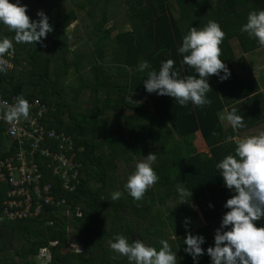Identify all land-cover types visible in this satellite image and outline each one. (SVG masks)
Masks as SVG:
<instances>
[{
	"label": "trees",
	"instance_id": "1",
	"mask_svg": "<svg viewBox=\"0 0 264 264\" xmlns=\"http://www.w3.org/2000/svg\"><path fill=\"white\" fill-rule=\"evenodd\" d=\"M197 1L20 0L30 20L38 19L36 14L42 11L53 27L35 44L16 43L14 31L0 23V37L13 41L11 59L7 53L3 56L12 67L0 72V98L23 96L30 111L20 124L31 129L29 117L40 112L37 122L44 126L43 140L30 153L33 139L19 145L0 120V162L16 163L22 148L28 166H37L41 186L49 183L54 196L53 204L41 202L39 216L10 220L4 202L11 186L0 176V264H36L37 257L43 264H129L110 248L117 234L157 250L164 239L179 264H193L184 251L186 234L205 235L202 248L213 246L211 230L219 228L227 211L223 205L233 195L224 187L216 164L235 154L236 137L264 121V97L244 57L262 47L240 30L249 12L264 10V0H210L201 8ZM210 20L224 32L220 58L231 74L223 81L209 77L210 103L200 107L189 102L182 107L170 97L148 94L143 80L168 59L181 78H198L194 68L182 64L177 49L191 26L203 28ZM232 40L241 56L235 55ZM144 61L149 67L138 71ZM81 87L91 94L89 109L77 107ZM224 109H236L244 126L235 131L223 127L219 114ZM170 132L177 143H167ZM195 135L200 142L193 152L187 151L180 140ZM229 136L233 139L225 143ZM201 144L207 154L198 152ZM149 153L157 155L152 167L158 180L135 201L124 185L135 164ZM61 158L79 165L73 191L64 187L62 173L68 167ZM9 172L6 166L0 169L5 178ZM178 185L192 192L187 203L179 205ZM115 191L122 195L113 200ZM191 203L199 207L207 224L198 231L192 230L197 216ZM256 223L264 227V217ZM198 264H210L206 253Z\"/></svg>",
	"mask_w": 264,
	"mask_h": 264
},
{
	"label": "clouds",
	"instance_id": "2",
	"mask_svg": "<svg viewBox=\"0 0 264 264\" xmlns=\"http://www.w3.org/2000/svg\"><path fill=\"white\" fill-rule=\"evenodd\" d=\"M26 12L27 6L22 5L20 0H16L15 4L0 0V23L14 31L13 40L35 44L51 33L53 27L44 12H37L38 19L32 20ZM240 30L264 47V10L249 12ZM223 38L224 32L215 21L210 20L203 28L191 26L182 37L177 52L183 58L182 64L194 68L198 78L197 75L181 78L173 67L174 61L168 59L161 62L158 71L148 72L143 80L145 91L170 97L182 107L189 102L200 107L209 104L206 95L211 91L209 77L216 75L223 81L231 75L220 58L219 46ZM12 49L13 41L0 37V72L7 64L3 56L6 53L10 55ZM148 67L147 61H144L138 66V71L143 72ZM0 103L6 106L3 112L5 122L15 123L29 115L30 105L23 96H17L11 105H7L6 101ZM219 118L226 121L233 131L244 126V119L236 109L221 114ZM232 139L231 136L226 137L225 143ZM234 153L226 155L216 164L224 187L233 195L223 205L227 211L215 230L213 246L202 248L205 239L201 235L188 233L183 240L184 251L192 258L193 264H198V258L205 253L210 258V264H264V227L256 226V222L264 217V132L240 139ZM156 159L155 153H149L135 164V170L128 176L124 188L133 200H141L146 190L158 180L152 167ZM176 192L179 205L187 203L192 196V192L182 185L177 186ZM121 195L120 191H115L111 198L116 200ZM209 207L212 205L209 204ZM187 223L188 218H185V227ZM159 245L157 250L141 240L129 242L127 237L119 234L110 241V248L126 257L129 264H177V255L169 243L161 239ZM40 252L46 254L42 250Z\"/></svg>",
	"mask_w": 264,
	"mask_h": 264
},
{
	"label": "built area",
	"instance_id": "3",
	"mask_svg": "<svg viewBox=\"0 0 264 264\" xmlns=\"http://www.w3.org/2000/svg\"><path fill=\"white\" fill-rule=\"evenodd\" d=\"M11 59V55L8 57ZM9 59H4L7 64V69L12 67V64ZM16 97H12L10 100L1 99L0 102H7V105H11L15 102ZM37 101L34 102L37 105ZM6 106L0 103V120H3V112ZM44 110V109H43ZM41 118L40 112H38L37 116H30L28 122L30 124L31 129H27L26 127L20 124V120L15 123L6 122V133L12 139L16 140L19 145H24L25 140H32L33 143L31 145L32 152L36 151L38 148L39 142L43 140V132L44 126L43 124L37 120ZM5 129V127H4ZM52 136V134H48ZM31 142V141H30ZM40 152L47 154V150H41ZM24 151L22 148L19 149V152L16 156V163L12 161L5 160L0 162V169L6 166L9 169V177L5 178L4 174H1L2 181H7L11 189L8 191L7 199L4 202V213L7 218L10 220H25L32 219L33 217H37L41 214V210L43 204H53L54 196L51 193V186L49 183L41 186L40 175L37 172V166L29 164L24 160L23 155ZM62 165H66L67 170L63 171V184L66 189L69 191H73L76 188L77 184V163H72L71 161H67L61 158ZM72 170V174H71ZM69 172V173H68ZM22 185V186H21ZM32 188L29 190V188ZM33 191V193H30ZM17 196H21L20 200L17 199ZM59 203L64 204L65 201L61 200ZM44 256V253L43 255Z\"/></svg>",
	"mask_w": 264,
	"mask_h": 264
},
{
	"label": "crops",
	"instance_id": "4",
	"mask_svg": "<svg viewBox=\"0 0 264 264\" xmlns=\"http://www.w3.org/2000/svg\"><path fill=\"white\" fill-rule=\"evenodd\" d=\"M260 50H262V49H260ZM257 51H259V50H257ZM256 52L251 53V54H246V55H244V57H246V59L248 61L249 68H250L252 74L254 75L255 79L257 80V83L259 85V91H260V93L264 97V83L262 82L263 84L261 85V83L258 81V78H261V75L264 73V63H262L260 61H256L255 59H252V61L249 59V58H251V56H254V54ZM238 56H241V54L238 55ZM255 65L260 66L261 69L263 68V70L261 71L260 75H255L256 71H260L261 70V69H257V70L254 69V66ZM76 87H77V89H79L78 86H76ZM82 88L83 87H81V89H80V97L78 96V98L76 99L77 107H78L79 110H85L86 108L89 109L88 108V105L90 103L89 102V96H91V94H90V92H89V90L87 88H86L87 90L86 89H82ZM69 99L70 98H68V100ZM223 112L225 114L227 112V110L224 109L222 112H220L219 117H220V115ZM105 117H108V116H105ZM110 118L111 117L107 118L108 121H110ZM220 122L222 123L223 127H225V128L231 127L226 121H222L220 119ZM261 132H264V121H262L261 123H259V124L255 125V126L251 127L249 130L241 133L240 136H238V137L235 138V141L237 143L242 138L249 137V136H253V135H258ZM174 136L176 138V135H174ZM195 136H197V135H195ZM197 138L200 139V137H197ZM201 145H204V147L207 149V147L205 146V144H201ZM184 148L186 149V147H184ZM199 153H202V152H199ZM207 153H208V149L203 154H207ZM191 206H192V209H193V211L195 212V214L197 216V219L192 223V230L193 231H195V230L198 231L199 229L204 228L207 224H206V222H205V220H204V218H203V216L201 214V211H200L199 207L196 206V205H194L193 203H191ZM219 221H221V220H219ZM214 234H215V230L212 229L210 235L211 236H214ZM203 237H205V235H203ZM177 264H179V261L178 260H177Z\"/></svg>",
	"mask_w": 264,
	"mask_h": 264
},
{
	"label": "rangeland",
	"instance_id": "5",
	"mask_svg": "<svg viewBox=\"0 0 264 264\" xmlns=\"http://www.w3.org/2000/svg\"><path fill=\"white\" fill-rule=\"evenodd\" d=\"M211 1L210 0H198L196 3V7L197 8H201L207 4H209ZM98 11H102L103 9V4H97ZM96 7V8H97ZM127 29V27H126ZM125 28H117L116 31L120 32L122 30H126ZM82 44H84L83 42H81ZM231 46L234 50V53L236 56L240 55V49L237 47V42L235 40L231 41ZM262 50L257 51L254 56H251V58H249L251 61L252 59H255L256 61H260L262 63H264V47L261 48ZM258 59V60H257ZM254 69H261L260 66L255 65ZM263 70V68L260 71H256L255 75H260L261 71ZM263 80V81H262ZM258 81L261 83V85L264 83V73L261 75V78H258ZM263 82V83H262ZM224 114V112L222 113ZM167 136H170L167 140V143L170 142H175L177 143V141L179 140L177 137L175 138L174 134L170 132V134H168ZM50 138H53V136H50ZM182 142V144L184 145V147H186L187 151L193 152L194 147L197 148V144L200 142V139L197 138V136H193V137H189L185 140H180ZM175 143H173V145H175ZM197 151V149H196ZM207 149L204 147V145L198 146V152H206ZM118 167H119V172L120 175H124L125 171L123 169L124 165L122 163V161H118ZM68 248H70V250H73V247L68 246ZM39 253L41 254V252L39 251ZM42 255V254H41ZM36 264H43V262L41 260H39V257H37V262Z\"/></svg>",
	"mask_w": 264,
	"mask_h": 264
}]
</instances>
